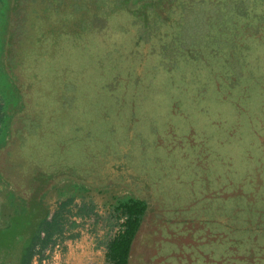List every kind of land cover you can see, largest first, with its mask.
Listing matches in <instances>:
<instances>
[{
  "label": "rangeland",
  "instance_id": "obj_1",
  "mask_svg": "<svg viewBox=\"0 0 264 264\" xmlns=\"http://www.w3.org/2000/svg\"><path fill=\"white\" fill-rule=\"evenodd\" d=\"M1 5L0 2V7ZM243 14H245L243 18L249 19L252 24H261L264 20V2L249 0V8H246ZM254 33L259 35V42L251 41V37L239 35V42L221 45L220 58L205 60L204 55L208 56L209 51L206 50L211 43L200 46L202 59L209 63H202V72H200L194 64L192 66L187 63L185 67L183 61L176 85H167L168 81L171 83L175 73L162 69L155 73L153 83L148 85L150 73L147 71L148 75L143 78L147 86L143 88L153 87L145 93L138 91V95L144 101L141 100L136 111L138 115L136 128L142 134L141 139L134 143L137 147L133 151L136 159L140 158L139 150L147 149L149 152V147L153 144L150 136L153 125L161 131L162 139L165 140L162 145L166 146L167 151L169 146L173 149L175 143H168L167 129L165 130L170 118L167 105L170 104L172 112V102L174 99H179L181 102L179 115L192 123L195 132V136L187 139V143H180L182 160L185 164L181 173L185 179L190 180V176L202 178V185L197 187V191L204 193L209 188H204L203 182L211 185L213 175L226 176L230 179L247 175L261 154L260 149L255 145V140L260 135L250 134L249 118L252 115L261 117L264 113V104L262 110L250 108L254 97L247 94V91L251 94L255 92V86H252L254 81L264 83V29H258ZM129 39L128 34L120 37V51L124 52L130 47ZM104 47L106 46L102 45L99 53L105 50ZM153 56L160 55L156 53ZM154 57H151V62L155 61ZM101 58L104 59L102 64L104 65L108 56L102 55ZM120 60L114 58V63L108 65V62L105 67L108 66L109 69H112L113 65L118 69L125 67ZM228 60L231 61L226 62ZM240 66L243 72L241 77L237 76L236 83V85L240 83V87L237 86L231 97V90L229 94L225 92V89L229 88L225 84L230 86L232 79L227 83L229 79L224 71H229L231 75L237 74L238 68L241 69ZM78 73L70 80L79 78ZM92 73L91 69L86 67L84 77L79 78L83 82L81 91L85 96L88 94L89 99L94 98L95 93L92 90L97 84ZM203 80H206L207 87H201L203 85L198 87ZM71 83L73 84L72 81ZM56 88L58 92L53 101L57 104H47V100L44 104V110L49 114L52 113L53 116L47 123L50 130H41L35 141L38 155L41 158H48L55 166L54 172L58 173V166L65 162L66 157L62 140L49 133L56 131L53 126L54 119L60 115L58 106L61 101L59 102L58 98H62L63 95L61 84L57 83ZM16 93L11 85L0 81V100L5 106L11 105L9 112L5 111L6 108L3 109V113L6 112L5 121L10 119L15 111L14 106L19 104ZM262 98L264 101V94ZM37 114L39 127H43L44 118L41 113L37 112ZM174 122L178 127L177 137H180V134L185 135L188 127L185 129V124L176 119ZM236 127L238 131L234 133ZM8 128L7 122L6 124L2 122L0 143L7 138ZM122 131L123 126L120 121L118 125L120 137ZM261 138L264 143V135ZM177 140L180 141V138ZM262 150V159H264V146ZM151 152L147 154L148 157ZM168 161L171 166L168 170L174 171L171 165L172 159ZM261 168L263 186L260 189L252 188L250 184L245 183L241 187L231 186L234 191L231 187L222 191L221 196L210 205L211 211L205 214L208 218L210 216L211 222L206 223L208 220L204 217L201 225H196L197 222L194 220L196 215H199L198 211L196 212L198 205L194 207L191 205L193 209H189V214L188 211L181 214L180 210L187 208L189 202L188 195L184 196V192L188 191L184 189L185 183L172 181L174 187L172 195H166L163 200L162 194L156 189L145 190L141 183L144 181L145 173L140 172L135 165L129 172L141 176L138 182L134 176L132 180L127 175L122 176L121 179L117 175L107 174V179L101 178L105 177L104 175H99L91 184L70 176L59 178L57 175L59 180L47 189L42 196V202L50 214L59 209L62 202H68L62 212L63 232L53 237L54 243H50L43 251L35 254L31 264H112L107 258V245L123 229L124 216L117 206L120 200L128 197L148 199L150 203L137 237L133 241L129 264H264V167ZM159 171L160 169L156 171L155 178L165 177L166 171ZM70 173L73 174L72 168ZM168 175L166 174L167 177L162 181L166 182L169 179ZM146 177L148 178L147 174ZM177 191L179 193H176ZM3 192L5 194L0 195V228L6 224L10 215L19 210L20 204H23L20 196L7 187L0 177V194ZM6 192L12 194L6 195ZM249 192L256 195L252 196ZM180 193L184 197H181ZM79 209H84V213H79ZM175 210L179 212L174 213ZM191 214L192 223L190 220L180 218ZM209 231L212 237L207 234ZM253 247L256 249L254 256L249 252Z\"/></svg>",
  "mask_w": 264,
  "mask_h": 264
},
{
  "label": "trees",
  "instance_id": "obj_2",
  "mask_svg": "<svg viewBox=\"0 0 264 264\" xmlns=\"http://www.w3.org/2000/svg\"><path fill=\"white\" fill-rule=\"evenodd\" d=\"M0 2L2 3L0 7V56L2 57V33L12 21L13 25H15L12 27H17L20 23L24 25L27 14L26 8L31 2L35 3L36 0H27L26 2H21V0H0ZM20 6L23 8H20ZM246 8H249V0H88L86 3L77 5L74 12L87 11L91 15L89 16L88 14L86 18H83V21H80L78 17L76 20L74 41L77 59L76 66H69V54L60 51L61 60L54 68L57 70V74L60 71L66 75L63 81L60 76L61 86L67 84L65 83L67 79H72L73 75L78 72L79 78L84 77L86 67L93 72L92 75L95 77L97 84L92 90L95 93L94 98L89 99L88 94L84 96L81 91L83 82L76 78L75 82L69 85L70 88L75 86V102L71 96L66 102L58 98V101H61L58 106L60 115L54 119L53 126L56 127L55 129L59 126L61 128L64 127L69 117L67 113L76 112L78 115H82L84 112L87 118V126L85 127L82 126V122H76L77 124L73 129L74 132L76 131L75 135L78 138L76 140L78 143L75 141V143H68L69 146L64 145L65 153H68L69 149L72 148L71 150H73L75 155L85 152L86 157H96L97 151L100 152L102 150L103 160L107 161V164H110L111 159L108 161L110 156H116L115 162L111 164V170L120 174L118 175L119 178L127 175L132 180L135 178L136 182H138L141 176L129 172L135 165L136 168L140 169V172L145 173L144 181L141 182L145 190L156 189L162 194L163 200L166 195H172V189H174L171 184L172 181H176L179 184L185 183L184 189H188V191L184 192V196L188 195L189 202L188 206H186L187 208L179 209L181 214L186 213V211L189 214V209L192 210V207L198 205L203 199H205L204 201H206L208 206L212 205L215 199L221 196V192L231 186L241 187V185L246 183L247 185L250 184L252 188L260 189L263 186V178L260 173L262 171L261 167H264V159H262L264 143L261 138L264 135V113L263 117L252 115L249 118L250 134L260 135L255 140V145L261 152L255 165L246 176L240 178L238 176L230 179L226 176L213 175L211 185L203 182V187L209 188L204 193L197 191V187L202 185V178L190 176V180H187L181 173V169L185 164L182 160L180 143H187V139L194 137L195 132L193 126H191L192 123L183 119L184 116L179 115L181 109L179 99H174L172 102V112L170 104L167 105L170 118L165 130L167 129L168 143H175L173 149L169 146V151H167L166 146L162 145L165 140L162 139L161 131L157 130L153 125L151 127L152 134L150 135L153 144L149 147V152L147 149L139 150L141 153L139 159H136L133 155L134 149L137 148L134 143H137L142 137V134L136 128L138 120L137 106L141 100L144 101L138 95V91L145 93L153 87L150 89L143 88V86H147V83L143 80L144 76L148 75L147 71L150 73L148 75V85L153 83L155 73L160 69L166 72H174L171 83L168 81L167 85H176V79L180 76L179 70H181L183 61L185 67H187V63L189 65L192 64V66L194 64L195 68L200 72H202V63H209L202 59L203 54L200 52V46H207L206 44L211 43L206 50L209 51L208 56L204 55L206 60V58H220L222 56L221 45L239 42V35L251 37V41L259 42L260 37L254 32L258 29H264V20L261 24L255 25L249 19H244L245 14L243 12ZM90 10H99L98 12L102 16L100 17L98 13H93ZM119 12H125L130 22L128 21V25L125 21L124 23L117 22L114 26L121 30L122 35H130L131 46L126 48L124 52L120 51L121 44L119 47L113 48L108 46L104 47L105 50L99 53V49L102 46L99 40L93 38L94 33L99 32L104 27H108L112 21V19L108 18L110 17L109 15L118 14ZM66 25L70 26L71 22L68 23L66 21ZM130 28L133 29L132 32L128 30ZM156 53L160 56L154 57L153 55ZM102 55L108 56L105 64L109 62L108 65H111L114 63V58H120L125 67L120 69L114 65L112 69H109L110 67L108 68V66L105 67V64L102 65L104 61L101 58ZM148 55L150 57H147ZM151 57H154L155 61L151 62ZM89 59L92 61L90 62ZM84 61H86V64H84ZM242 72V67L241 69L238 68V73H233V75L227 70L224 71L229 79L227 83L232 79L230 86L225 84L229 87L225 89V92L229 94L231 90V97L237 86L240 87V83L237 85L236 83L237 76L241 77ZM1 76L3 74L0 70V81L2 82ZM182 76L184 77L183 74ZM205 83L206 80H203L198 87L201 85H203L201 87H207ZM252 86H255V92L251 94L247 91L249 96L252 95L254 97V102L251 103L250 108L252 110H262V105L264 104L262 98L264 83L262 81H254ZM53 99L55 97H51L47 104H57ZM3 109L4 107L0 104V125H2V122L3 124L7 122L4 119L6 116L3 113ZM51 117L53 116L51 115ZM50 118H45L43 125L49 127L47 123H49ZM174 119L178 122H183L185 129L188 127L186 129L187 135L180 134V137H177L178 133L176 131L178 127ZM120 121L121 126H123L121 137L118 132ZM82 129L85 130L84 134L81 131ZM237 131L236 127L234 133ZM177 138H180V141ZM102 143L105 144L102 145ZM4 144H2L1 148H3ZM78 144H82V146L79 148ZM22 145L20 144V146ZM90 145H95L96 147ZM150 152L152 155L150 154L148 157L147 154ZM168 159H172L171 165L174 171L168 170L171 168ZM76 161L73 163H76ZM76 164L81 167L83 162H77ZM158 169L161 172L163 170L166 171L165 177H167L166 174H169V179L166 182L162 181L165 177H161V179L155 178V173ZM72 175H76V172L73 171ZM0 177L8 184H14L1 172ZM14 181L23 180H18V177H14ZM231 189L234 191L233 187ZM176 193L179 192L177 191ZM249 193L252 196L256 195V193ZM4 194L5 192L0 195ZM180 194L181 197H184L182 193ZM147 200L128 197L119 201L117 208L121 210L124 222L122 224L123 229L107 245V258L112 264H129L133 241L136 239L142 220L150 207V203ZM26 202L28 205L26 207L23 205L19 210H16L9 217V224L0 228V264H9L8 261L14 257L15 253L19 255L16 261L17 264H31L33 256L43 251L50 243H54L52 241L53 237L63 232L64 217L62 212L68 202H62L59 209L52 214L49 213V210L40 199L31 198L26 200ZM191 205L192 207H190ZM179 210H175L174 213L179 212ZM79 213L83 214L84 209H79ZM180 218H183L181 220H187L190 217L181 216ZM250 250L249 252L252 256L256 255L254 247Z\"/></svg>",
  "mask_w": 264,
  "mask_h": 264
},
{
  "label": "flooded vegetation",
  "instance_id": "obj_3",
  "mask_svg": "<svg viewBox=\"0 0 264 264\" xmlns=\"http://www.w3.org/2000/svg\"><path fill=\"white\" fill-rule=\"evenodd\" d=\"M26 1L21 0V2ZM86 2L88 0H36L35 3L31 2L26 8L27 14L24 25L20 23L17 27H12L15 26L12 21L2 33L1 46L3 48V56H0V70L3 74L1 76L2 82L11 85L17 92L19 104L14 106L15 111L10 116V120L7 121L9 127L7 130L8 136L3 139L2 143L5 144L0 149V172L14 182V184H8L3 180L7 187H10L14 193L16 192L20 196L23 204H20L19 209L23 205L26 207L28 205L26 200L31 198L42 201V196L47 189L59 180L57 175L59 178L70 176L74 179L88 181L91 184L94 183L93 179L99 175H104L105 177H101L103 179H107V174L120 175L111 170V164L115 162L116 156H110L108 159V161L111 159L110 164H107V161L103 160L102 150L100 152L97 151L96 157H86L85 152L75 155L73 150H71L72 148L69 149L68 153L64 151L65 162L59 164L58 173L54 172L55 166L51 164L48 158H41L36 152V148H38L35 141L36 137L39 136L41 130H50L46 125L39 127L40 122L37 112L42 114L44 121L45 118L51 117L52 113L49 114L44 110L45 101L47 100L48 102L51 97L57 96L56 84H60V76L62 81L66 77L63 72L58 71L57 74V70L54 68L61 60L59 52L68 53V65L76 66L77 59L74 48L75 24L77 17L80 21H83V18H86L89 12L76 13L74 9L77 5ZM90 11L99 14V10ZM99 16H102L101 13ZM109 16L108 18L112 19L111 24L109 23L108 27H104L99 32L94 33V37H92L95 40H99L101 46L119 47V39L123 35L121 30L115 27L114 24L117 22L124 23L125 21L128 25L130 21L125 12ZM66 21L68 23L71 22V25H66ZM128 30L133 31L132 28ZM128 41L130 43V40ZM71 81L75 82V80H70L69 78L65 82L67 84L62 85L63 95L61 100L63 102L70 99V96L75 102V87L70 88L69 86ZM0 104L4 109L6 108L5 111H10L11 105L5 106L1 100ZM67 115L69 117L63 128L59 126L55 132H49L53 137L62 140L63 148L65 147L64 145L69 146L68 143H75L78 140L75 135L76 131L74 132L73 129L77 121L82 122L83 127L87 126V118L84 112L82 115H78L76 112L67 113ZM81 131L84 134L85 130L82 129ZM20 144L23 145L20 146ZM104 144L102 143V145ZM77 146L80 148L82 144ZM75 160H77L76 163L83 162L82 166L79 167L76 163H73ZM18 165L19 167H17ZM71 168L76 172V175L70 174ZM94 169L96 172L93 171ZM108 170H110V173H108ZM14 177H18V180L23 181H14ZM9 194L12 193L6 192V195ZM204 200L202 202L199 201L200 203L196 210L199 213L194 219L197 222L195 223L196 225H201V220H204V217L208 220L206 223L211 222L210 216L208 218L205 215L211 211V207ZM192 214L188 216L190 218L187 220L191 221ZM9 217L3 227L9 224ZM207 234L212 237L210 231ZM18 257V253H15L8 263L17 264Z\"/></svg>",
  "mask_w": 264,
  "mask_h": 264
},
{
  "label": "crops",
  "instance_id": "obj_4",
  "mask_svg": "<svg viewBox=\"0 0 264 264\" xmlns=\"http://www.w3.org/2000/svg\"><path fill=\"white\" fill-rule=\"evenodd\" d=\"M2 144H3V143H0V148L2 147Z\"/></svg>",
  "mask_w": 264,
  "mask_h": 264
}]
</instances>
